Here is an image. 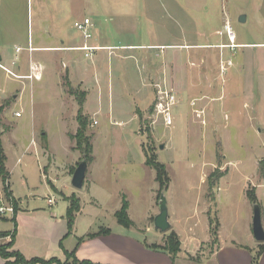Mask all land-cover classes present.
I'll use <instances>...</instances> for the list:
<instances>
[{
    "label": "rangeland",
    "instance_id": "374dc122",
    "mask_svg": "<svg viewBox=\"0 0 264 264\" xmlns=\"http://www.w3.org/2000/svg\"><path fill=\"white\" fill-rule=\"evenodd\" d=\"M256 1L88 0L85 16H90L93 21V33L107 36L114 46L108 57L107 52L99 51L106 58L96 65L99 83L95 86L93 79L90 82L93 89L85 108L87 114H84L89 118L88 123L91 122L85 135L90 137L102 181L90 192L85 186L80 190L73 189L72 176L68 173L70 169L73 173L79 164L70 167L76 158L75 150L71 149L75 142L70 135L76 130L78 110L76 97L71 96L70 91L80 94L79 87L72 84L66 87L67 73L64 71L61 95L54 84L50 63H45L47 72L43 80L34 83L33 87L29 81L5 75L0 70V87L7 89L5 94L0 89L1 143L12 196L20 202L15 201L16 206L26 213L21 217V226L26 231L31 229L33 222L36 227H43L49 215H59L65 207L64 196L55 189L58 194L53 193L48 186L50 183L42 177V170L47 169L42 166L49 153L58 168V184L76 192L80 200L81 213L77 217L80 233L87 224H93V230L109 228L114 236H135L141 244L146 238L150 240V236H161L159 238H164L165 244L171 229L161 233L153 226L160 191L154 170L144 164L146 152L164 165L169 183L162 195L166 199L169 223L179 229L181 236L190 235L188 228L194 222L197 224L193 235L208 236V217H217L226 230L234 229L239 236H243L248 224L252 228L253 205L245 192L259 182L262 186L259 190L264 193V80L260 82L257 95L245 96L237 67L220 72L218 49L179 48L178 55L182 58L176 65L175 55L169 54V46L217 44L214 41L220 36L213 34L216 30L224 36L221 41L227 42L223 29L225 17L237 38L246 35L251 28L249 22L254 16ZM17 4L22 22L14 38L18 43L12 42L14 39L8 43L0 42L9 60L3 65L13 72L16 66L24 65L25 55L23 49L17 52L15 45L26 48L27 37L36 39V1L17 0ZM27 8L32 11L31 15L27 14ZM95 14L98 20L93 16ZM240 15L248 16L246 25L238 22ZM74 19L70 16L60 27L63 33L58 39L70 36L75 42L82 39L73 26ZM154 43L166 47H150ZM164 52L167 55L165 65ZM224 52L226 57L229 50ZM17 54L21 57L17 58V65L10 66ZM45 54L34 53V57L46 59ZM200 54L208 56L205 75L200 72L197 58ZM91 63L81 57L82 65L88 67ZM153 64L156 70L151 74ZM162 71L167 77L159 79ZM152 76L155 78L151 79ZM11 85L25 86L20 94L10 89ZM166 90H170L175 98L170 107L172 124L169 127L164 126L154 112L160 92ZM19 112L21 117H14ZM42 134L45 135L47 153L40 151ZM32 140L35 146L30 145ZM160 145L163 149H159ZM212 172L221 177L209 188L207 181ZM216 177H210L209 182L216 181ZM53 179L56 178L50 174L49 180ZM2 183L0 177V208H9L11 212L0 214V232H11L14 206L3 191V187L9 186L8 181ZM46 196L54 197L52 207H48L43 199ZM72 197L76 198L75 195L64 198L69 203ZM92 198L98 201V208L88 204ZM123 200L128 204L127 214L132 222L127 229L120 226L114 216ZM9 241V236L0 238V243L5 242L0 245ZM215 244L210 235L209 242L200 247V252L207 254ZM5 263L3 260L2 264Z\"/></svg>",
    "mask_w": 264,
    "mask_h": 264
},
{
    "label": "crops",
    "instance_id": "0c3cea01",
    "mask_svg": "<svg viewBox=\"0 0 264 264\" xmlns=\"http://www.w3.org/2000/svg\"><path fill=\"white\" fill-rule=\"evenodd\" d=\"M35 1L36 39H34V37H31V39L30 37H27L26 48L19 47L17 44L15 45L17 52H21L22 49L25 52V55H23L24 65L16 66L17 58H21L18 54L14 57L15 62L11 61L10 65L16 66V70L14 72L10 68L3 65V62H9V60L8 57H6L3 48H1L2 45H0V65L4 68V70L1 68L0 70L4 71L5 75L7 73L8 75L16 77L17 79L29 81L30 86L33 87L34 83H38L43 80L45 72H47L45 63H50V65L53 66L51 69L52 77L54 78L53 81L54 84L59 88L60 94L62 93L61 76L62 72L64 71L67 73L66 77L68 82L72 85L78 86L80 91L85 93V99L82 108L83 114H87L85 108L87 106L89 98H91L90 90L93 89V86L90 85V82L93 79L95 86L99 83V69L98 67H96V65L97 63H102L106 58L102 53L99 54V51L107 52L108 57L112 55L114 46L110 44V39H108L107 36L102 37L95 35V32L93 33V21L90 16H85V11L88 9V0ZM29 5L30 4H28V6ZM18 8L19 6L17 4V0H0V42L2 43H8L12 41L17 37V34L19 33L22 22L20 19ZM204 9L206 8L204 7ZM91 11L93 12L92 14H94V11L92 9ZM30 13L32 14V11L27 8V14L29 15ZM70 16H73L75 18L73 24L76 21H82L84 19L90 20L92 29L91 38L89 40L85 41L82 37V39H79L75 42V39L72 36L66 39L64 38V40L58 39L61 38V32L63 33V30L61 28L66 24L67 19ZM93 16L96 17L98 15L95 14ZM241 16L244 15H240L238 19ZM226 20L227 18L225 17V20H223V29ZM247 21L248 16L245 15L244 22H238L246 25ZM249 25H251V28H248L249 32L246 35H241L239 38L236 37L234 31L232 30L235 36L234 49L224 47V45L229 44L228 38L226 36L228 43L225 41H221V36H223V34L220 30H216L213 31V34L220 36L218 40L214 41L217 44L192 45L191 43H182L181 45H170L169 50L171 49V52H169V54L173 53V55H175L174 57L177 65L178 63H181L182 58V55L181 57L178 55L179 48L218 49L217 55L219 59L220 72L223 73L228 67H237L241 82L240 87L243 91L242 93L245 96H255L259 93L258 88H260L259 86H261L260 82L264 80V0L256 1L255 13L252 20L249 22ZM229 27L231 28L230 24ZM12 42L18 43V41L15 39ZM83 44H86L90 47L102 49L93 51L89 57H86L85 52L77 50V48H80L81 46H83ZM150 47H159L160 49H162L163 47H166V45H159L154 43V45H151ZM227 49L229 50V52L225 57L224 51ZM34 53H46L45 55H47V58H35ZM164 53L163 57L165 65L167 55L166 53ZM81 57L93 62L91 63V66L89 65L87 67L86 65H82ZM194 57L196 56L194 55ZM197 58L199 59L200 72L203 73L204 67L208 60V56H206V54H200ZM224 58H226L225 61L223 60ZM59 64H61L60 67ZM154 66V64L151 66V74H154V71L156 70L154 69ZM221 67H223L224 69L221 70ZM91 72L92 75H90ZM163 73L164 71H162L160 78L158 76L156 77V79H161L164 77L166 78V72L165 74ZM202 75L205 74L203 73ZM29 76L30 78H28ZM152 78L155 77L152 76L151 79ZM257 82L259 83L257 84ZM24 86L25 85H11L9 88L21 94L24 90ZM0 89L4 94L6 93L7 89L3 87H0ZM20 94L18 96H20ZM73 102L74 101H72V103ZM136 114L138 117V112H136ZM19 117H21V115ZM90 123L91 122L89 121V125ZM75 129H77V123ZM30 145L35 146L31 143ZM71 149H73V145ZM40 151L42 153H47L42 148L40 149ZM74 152H76V158L74 159L73 164L70 165V167L72 168L75 167L78 162H80L79 159L81 157V154L78 150H75ZM44 156H46V154ZM92 157V162L87 164V170L82 184V188L85 186L89 190V192L96 184L102 183V181L99 179L101 174L100 166L98 164L97 157L95 156L93 146ZM45 162L46 164L45 166H42V168L46 167L47 169H45V172H43L42 170V177L47 180V183H50H48V186L51 187V191L53 193L58 192L64 197L75 195L79 200L76 192L68 187H64L58 184L59 180L56 174L58 168L56 167L53 157L49 153H47ZM5 168L9 174L6 163ZM68 173L71 176L73 174L71 172V169L70 171L68 170ZM50 174L53 175L56 179L50 181ZM262 174V176H264V170ZM246 180H248V177L245 178V183ZM8 184L9 191L12 196L9 177ZM260 188H262V186L259 182L253 185L254 194L260 207L261 224L264 229V193L260 192ZM53 189H55L56 191L54 192ZM64 197L62 198L65 201V207L63 208V211H60L59 215H55V213H52L54 217H50V215L48 219L44 217L43 219H46V224L43 227H36V224L33 222L31 224V229L28 231H26L24 226H21V217H23V215L26 213L18 205V210L15 214V219L18 220V228L16 229L14 243L11 248L12 251L19 252L26 260H30L32 258H38L41 260L55 258L61 262L65 260L66 253L74 251L75 257L78 260H86L95 264H251L252 257L258 251L259 247L264 244L258 243L254 240L249 224H246L248 227H246V232H244L243 236H239L234 232V229L226 230V226H224L221 221L218 220L219 226L217 231V242L214 249L209 250L207 254L204 252L201 253L200 247L208 243L210 239L209 224L207 218L206 232L208 233V236L193 235L194 227L197 224L196 222H194L192 227L188 228V232H191L188 236H181L179 229L177 230L176 227L173 228V224L170 223L171 231H173L177 235L180 241V251L176 255L175 259L171 260L168 253L162 250V246L164 245V238H159L161 236H150V240H147L146 238L147 242L145 241V243L143 244H141L135 238V236H114L109 228H107L110 231L109 234L91 236L97 234L101 229H104V227H98L97 230H93V224H91L92 221L89 222L91 225L87 224L86 229H84V231L80 233L77 225V217L81 213L80 210L75 214L73 227L69 232L65 218L69 203ZM12 198L17 201V204L20 203L19 200L15 199L13 196ZM95 198H92L93 200H90L88 204L98 208V201ZM43 199L47 201L48 207H52L55 204V199L53 196H46ZM49 200H52V204H49ZM205 213L206 211L204 212V214ZM226 232L227 236L225 235ZM152 246H156L157 248H153ZM10 261H12V259H10ZM2 263L3 260L0 259V264ZM257 264H264V252H262L259 256Z\"/></svg>",
    "mask_w": 264,
    "mask_h": 264
},
{
    "label": "trees",
    "instance_id": "16d2710c",
    "mask_svg": "<svg viewBox=\"0 0 264 264\" xmlns=\"http://www.w3.org/2000/svg\"><path fill=\"white\" fill-rule=\"evenodd\" d=\"M64 83L66 84V87H69L70 83L67 80V77L64 79ZM71 96H75L77 100V115H76V123H77V129L74 134L70 135V139L75 142V147H73L74 150H78L81 154V161L85 160L86 163H91L93 160L92 157V144L90 142V137L85 135L86 128L89 126L87 117L83 114V103L85 99V93L81 92L80 94H76L74 92L70 91ZM78 97V98H77ZM1 136L2 131H0V177L2 179L3 183H6L8 181L9 174L5 168V162L6 157L2 148L1 143ZM44 134H42V149L44 151L47 150V144L44 139ZM155 157L153 154H147L145 152L144 154V164L145 166L151 168L155 172V182L158 184L159 191L161 195L167 188L169 179H167V175L165 172L164 165L162 163H159L155 160ZM217 176V180L214 182H209L210 177ZM221 177V175H218L216 172H212L209 175L208 178V185L209 188L213 187V185L218 182V179ZM2 183V184H3ZM3 191L6 193L7 197L10 198L14 208H13V217L11 219V222L13 224V230L11 232H0V238H5L7 236L10 237V241L6 245H0V257L6 261L5 264H95L90 261L86 260H78L75 257L74 251L70 253L65 254V260L63 262L57 260V259H50L47 260H41L38 258H32L30 260H26L19 252L12 251L11 248L14 243V238L16 235V220H15V214L18 210L16 206L15 200L12 198L11 193L9 191V186L3 187ZM246 197L248 201L252 205H258L256 196L254 194V189L246 190L245 192ZM259 206V205H258ZM128 204L126 201L123 200L122 206L119 211L115 212L114 216L116 218L117 223L122 226L123 228H129L132 225V222L128 218L127 214ZM80 210V204L79 200L72 197V199H69V206L66 211V221L68 225V231L70 232L73 222H74V216L76 213H78ZM208 224H209V232L210 235L213 236L214 242H217V231H218V220L212 217H208ZM211 229V230H210ZM110 231L107 228L101 229L97 234L91 235H106L109 234ZM153 248H157L156 246H152ZM162 250L166 251L168 255L170 256L171 260L175 259L176 255L180 251V241L177 237V235L171 231L169 237L167 238L165 244L162 246ZM264 252V244H262L258 251L255 253V255L252 257L251 264H257L258 258L261 255V253ZM12 259V261H10Z\"/></svg>",
    "mask_w": 264,
    "mask_h": 264
},
{
    "label": "built area",
    "instance_id": "2783aa9c",
    "mask_svg": "<svg viewBox=\"0 0 264 264\" xmlns=\"http://www.w3.org/2000/svg\"><path fill=\"white\" fill-rule=\"evenodd\" d=\"M73 26L75 27V29H77L81 33L85 41L91 38L92 24L89 19H84L82 21H76L73 24ZM224 31L228 38V42H229V44L224 45V47H229L230 49H234L235 48V45H234L235 36H234L232 29L229 27L227 20L225 21V24H224ZM100 49L102 48H94L86 44H83V46H81L80 48H77V50L81 52H85L86 57H89L93 51L100 50ZM0 68L4 70V68L1 65H0ZM223 69L224 68L221 67V70ZM28 78H30V76ZM174 103H175V98H174L173 93H171L170 90H166V91L160 92V97L158 98V100L156 101L154 105L155 115L162 120L164 126L166 127H169L172 124L170 107H172ZM15 116L19 117L20 112L16 113ZM93 124H95V122H93ZM31 144L36 145L34 140L31 141ZM49 204H52V200H49ZM6 212H11V209L0 208V214H4Z\"/></svg>",
    "mask_w": 264,
    "mask_h": 264
},
{
    "label": "water",
    "instance_id": "95a60500",
    "mask_svg": "<svg viewBox=\"0 0 264 264\" xmlns=\"http://www.w3.org/2000/svg\"><path fill=\"white\" fill-rule=\"evenodd\" d=\"M239 22H244V16L238 19ZM163 145L159 146V149H163ZM87 170V163L85 160L79 162L73 171L71 177V186L80 190L85 178ZM153 226L156 230L161 233H166L171 229V225L168 221V211L166 206V199L161 194L158 200V214L153 218ZM251 233L254 240L258 243H264V229L261 224V212L258 205H253V217H252V228Z\"/></svg>",
    "mask_w": 264,
    "mask_h": 264
}]
</instances>
